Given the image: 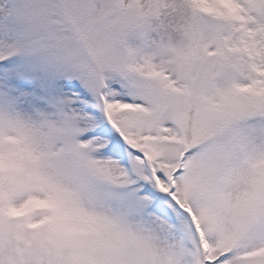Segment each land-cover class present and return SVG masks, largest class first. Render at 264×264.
Returning <instances> with one entry per match:
<instances>
[{"label":"snow or ice","instance_id":"1","mask_svg":"<svg viewBox=\"0 0 264 264\" xmlns=\"http://www.w3.org/2000/svg\"><path fill=\"white\" fill-rule=\"evenodd\" d=\"M0 264H264V0H0Z\"/></svg>","mask_w":264,"mask_h":264}]
</instances>
